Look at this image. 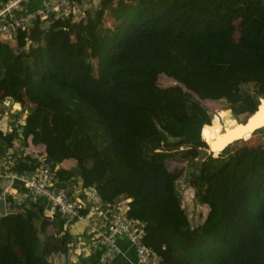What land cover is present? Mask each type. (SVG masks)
<instances>
[{
	"label": "trees",
	"instance_id": "trees-1",
	"mask_svg": "<svg viewBox=\"0 0 264 264\" xmlns=\"http://www.w3.org/2000/svg\"><path fill=\"white\" fill-rule=\"evenodd\" d=\"M28 31L0 40V109L20 104L22 143L57 165L59 186L72 195L77 176L103 203L121 202L159 264H264V140L201 154L204 129L212 142L233 117L219 109L210 122L200 102L237 115L264 98V0H96L84 18ZM158 74L174 84L159 86ZM12 135L0 129V155ZM11 160L19 172L36 165L30 154ZM180 179L207 207L196 224ZM24 203L0 215V264H54L73 238Z\"/></svg>",
	"mask_w": 264,
	"mask_h": 264
},
{
	"label": "built area",
	"instance_id": "built-area-1",
	"mask_svg": "<svg viewBox=\"0 0 264 264\" xmlns=\"http://www.w3.org/2000/svg\"><path fill=\"white\" fill-rule=\"evenodd\" d=\"M0 0V40H11L15 43V32L21 30L28 34L34 21H45L48 18L63 19L71 16L72 20L85 17V7L96 0ZM35 2V0H34ZM87 2V4H86ZM88 5V6H89ZM88 8V7H87ZM9 100L4 99L0 111L7 109ZM12 108V107H10ZM4 114L5 126L0 129L5 133H13L11 147L7 155H0V178L16 180L26 189V200L36 203L43 199L50 204L53 211L67 225L77 220L84 222V230L90 236V243L99 248L95 264H106L116 253L115 235H120L130 243L134 251V260L130 264H159V256L143 242L142 224L126 216L119 204L103 203L93 186L82 188L78 196L70 195L59 186L56 174L57 165H53L44 155L38 154L32 147L24 145L21 140L20 117ZM256 141L264 140V132L255 135ZM30 154L36 160L31 170L22 172L13 169L11 158ZM128 199H124V201ZM20 206V207H21ZM73 242L68 246L72 250Z\"/></svg>",
	"mask_w": 264,
	"mask_h": 264
},
{
	"label": "crops",
	"instance_id": "crops-1",
	"mask_svg": "<svg viewBox=\"0 0 264 264\" xmlns=\"http://www.w3.org/2000/svg\"><path fill=\"white\" fill-rule=\"evenodd\" d=\"M7 109L8 110L5 109L4 111H0V113L6 112V115H8L7 111H10V113L17 114L13 116L20 117L23 120L24 110H21L20 104L9 102ZM4 126L5 120L4 114H2L0 115L1 129H3ZM39 145L42 149L44 148L42 143H39ZM59 166L69 168L70 163L67 160H63ZM67 187L73 196H78L82 192L77 176L71 178V182L68 183ZM26 193V189L18 181L0 178V194H2L5 199V213L20 207L21 204L18 200L21 197H25ZM24 202L27 201L25 200ZM35 204L41 209L43 215L48 216L54 222L57 230L65 229L73 238L72 250L66 256L62 254H55L52 256L54 264H95L99 254V248L91 245L90 236L84 230V222L77 220L65 225L62 219L53 211L50 204L43 199L37 200ZM22 205H25V203ZM114 242L117 248L116 253L106 264H130L134 260V251L130 243L120 235H115Z\"/></svg>",
	"mask_w": 264,
	"mask_h": 264
},
{
	"label": "rangeland",
	"instance_id": "rangeland-1",
	"mask_svg": "<svg viewBox=\"0 0 264 264\" xmlns=\"http://www.w3.org/2000/svg\"><path fill=\"white\" fill-rule=\"evenodd\" d=\"M86 4H87V2H86ZM88 5L85 7V10H87ZM87 61L90 63V65L92 67V73L95 75V68H94L95 59L94 58H88ZM157 83H158L159 86H168V85L174 84V81L171 78H169V77H167V76H165L163 74H158ZM200 102L207 107L208 112L211 115L210 122H211L212 119H214V115H215V112L217 110H219V109H229V108H227L225 106L224 102L219 101V100L203 99V100H200ZM227 114L229 116H231L229 112ZM247 114L248 113H240V114L232 115V116L236 120L242 122L246 118ZM9 115H12V114H9ZM218 118H219V116H218ZM262 128L264 130V127H262ZM253 132L251 133L250 137L247 140L238 139V140H235L234 142L230 143L229 145H231L233 147L241 146V145L253 146L255 144V142H256V139H255L256 133L255 132L253 133ZM209 136H210V134L208 132V129H204V131H203V140H204V142L206 144H209V140H208ZM209 153H211L212 156H215L217 152L214 155H213L212 152H209ZM201 154H208L207 147L201 149ZM165 165L169 169V171H172V170H174L176 168L183 167L184 163H182L180 161L166 160L165 161ZM177 185H178V188H179L180 193H181V206L185 210L190 222L192 224H196V223L200 222V220L204 217V215H205V213L207 211V207L205 205H201L199 203H196L193 200L191 188L188 187L185 184V182H183L181 179L178 180Z\"/></svg>",
	"mask_w": 264,
	"mask_h": 264
},
{
	"label": "bare ground",
	"instance_id": "bare-ground-1",
	"mask_svg": "<svg viewBox=\"0 0 264 264\" xmlns=\"http://www.w3.org/2000/svg\"><path fill=\"white\" fill-rule=\"evenodd\" d=\"M220 112H222V111L217 110L215 113H216V115H218ZM227 112H229V111L227 110ZM260 119L261 118H259V117H253L248 121V123L245 126H240L238 124L240 121L236 120L233 117V119L225 121V126L220 128V129H222V131L220 132L222 134L219 133L214 138V140H212L211 143L209 142V144H207V145L221 144V143L227 142V141L232 142V141L238 140V139L246 140L250 137L251 132H253V130L264 127V121H263V124L261 126L258 125V123L260 122ZM220 123L222 124L221 120H220ZM255 126H256V128L252 129ZM257 126H259V127H257ZM211 152L214 155L216 153V147H213Z\"/></svg>",
	"mask_w": 264,
	"mask_h": 264
},
{
	"label": "water",
	"instance_id": "water-1",
	"mask_svg": "<svg viewBox=\"0 0 264 264\" xmlns=\"http://www.w3.org/2000/svg\"><path fill=\"white\" fill-rule=\"evenodd\" d=\"M257 100H258V102L255 105V108L246 115V118L244 119V121L238 123L240 126H245L248 123V121L253 117L261 118L260 122L258 123L259 126H261L263 124V121H264V98L259 96ZM228 111L230 112V115H233L229 109H228ZM259 126H257V127H259ZM254 128H256V126L253 127L252 129H254ZM255 130H257V129H255ZM255 130H253V131H255ZM220 134H222V133H220ZM234 141H232V142H234ZM232 142L227 141V142H223L221 144H213V145H207L206 144L207 149H208V153L212 151L213 147H216V152L218 153L222 149H224V147H226L227 145H229ZM263 144H264V142H263ZM71 171H72V173H75L74 168H71ZM4 203H5V199H4L3 195L0 194V214L1 215H4L5 211H6Z\"/></svg>",
	"mask_w": 264,
	"mask_h": 264
},
{
	"label": "clouds",
	"instance_id": "clouds-1",
	"mask_svg": "<svg viewBox=\"0 0 264 264\" xmlns=\"http://www.w3.org/2000/svg\"><path fill=\"white\" fill-rule=\"evenodd\" d=\"M260 129V128H259Z\"/></svg>",
	"mask_w": 264,
	"mask_h": 264
}]
</instances>
